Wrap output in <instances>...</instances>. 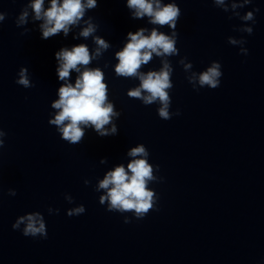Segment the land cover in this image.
<instances>
[{"label":"water","instance_id":"1","mask_svg":"<svg viewBox=\"0 0 264 264\" xmlns=\"http://www.w3.org/2000/svg\"><path fill=\"white\" fill-rule=\"evenodd\" d=\"M30 2L0 0L6 14L0 22V129L7 133L0 148V264H264V0L238 9L244 15L258 8L254 24L229 19L231 12L212 0H162L181 9L175 29L179 54L169 57V110L180 115L169 120L158 116L159 102L144 105L128 97L139 79L118 77L114 67L128 32L157 27L170 35L172 29L151 25L147 17L133 19L127 0H97L84 19L93 18L95 35L110 48L88 67L104 72L107 102L121 114L113 117L116 135L100 137L88 127L78 144L63 140L48 123L58 111L51 103L64 83L56 73L55 53L81 43L93 51L96 45L92 37L73 39L80 27L67 37L42 39V21L33 19L31 9L28 23L18 27L16 20ZM49 4L45 0V8ZM242 25L253 33L235 30ZM230 36L246 43L231 45ZM183 57L193 65L187 72L179 64ZM213 61L222 66L220 86L194 90L187 76ZM21 67L28 69L33 87L15 82ZM161 67L154 55L140 71ZM77 75L73 71L69 82L74 84ZM140 144L149 152L153 175L162 179L149 182L158 196L156 207L136 219L131 212L107 211L99 203L106 190L96 187L108 171L119 165L127 169L141 158L128 155ZM81 204L83 214L67 215ZM49 208L59 213L49 214ZM31 212L44 216L46 239L24 236L23 224L12 228ZM125 217L131 222L124 223Z\"/></svg>","mask_w":264,"mask_h":264},{"label":"clouds","instance_id":"2","mask_svg":"<svg viewBox=\"0 0 264 264\" xmlns=\"http://www.w3.org/2000/svg\"><path fill=\"white\" fill-rule=\"evenodd\" d=\"M214 6L224 12H231L232 17H237L243 22L252 21L255 23V12L248 11L241 15L238 9L252 3V0H231L229 4L226 0H212ZM97 7V0H50V4L45 8V0H31L19 14L16 24L22 26L28 23L29 9L35 21H42L39 25L41 38L49 39L60 33L67 37L73 27H80L77 35L73 39L92 37L96 47L90 51L87 44L81 43L71 47H62L55 53V59L59 66L56 68L58 79L64 83L58 89L59 98L51 103V108L58 110L54 118L48 123L54 125L60 133L61 138L70 144H78L85 136V129L91 127L100 137L116 135L117 125L113 123V117H119L120 112L114 110L113 103L108 101V85L105 83V74L99 68L88 67L93 60L99 59L105 51L110 48V44L101 36L95 35L98 26L93 23V18L84 19L88 10ZM126 7L131 12L133 19L148 18V23L160 27L169 26L171 34H165L153 27L150 31L147 28H139L135 32L127 33V43L122 50L115 53L118 63L114 67L118 77L139 79V86L128 90L130 98L139 99L144 105H152L159 102L157 109L158 116L163 120H169L173 115H180L179 110L170 112L171 96L169 90L173 88L172 73L173 67L169 57L179 54L177 44V22L181 16V9L175 2L163 3L162 0H127ZM6 14L0 12V22L4 21ZM81 25H83L81 27ZM235 30L251 35L253 28L242 25ZM30 31L25 29V32ZM147 33V34H146ZM231 45L245 44L243 38L237 40L228 37ZM240 53L248 54V49L241 47ZM159 57L162 67L156 70L141 72L143 65L149 64L153 56ZM186 57L179 60L185 72L193 65L185 63ZM107 66V65H106ZM221 64L213 61L210 67L200 73L193 72L187 76L188 82L194 90H199L207 86L216 89L220 86L222 76ZM83 69V70H81ZM78 73L75 83H71V73ZM24 88H30L32 84L28 69L21 67L18 72V79L15 81ZM106 125H111L107 128ZM7 135L0 129V148L4 147V137ZM131 157H141L133 159L127 164V169L123 165L116 166L108 171L104 178L99 181L96 191L106 190V194L99 197L101 205H107V211L134 214L136 219H143L150 210L156 207L158 196L154 190L149 188V182H158L162 178L153 175V165L148 162L149 152L143 144L131 148L128 152ZM101 160V163H104ZM159 171V165L155 166ZM85 185L90 183L84 181ZM10 196H15L16 191L9 189ZM65 199L73 203V197L65 194ZM49 214L59 213V209H48ZM85 212L84 205H79L67 210L69 217L79 216ZM125 217L124 223H130ZM24 225L22 234L26 237L47 238V228L44 216L40 212H31L17 218L12 228L19 230Z\"/></svg>","mask_w":264,"mask_h":264}]
</instances>
